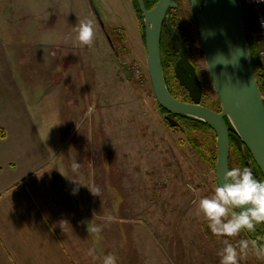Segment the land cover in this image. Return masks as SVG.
<instances>
[{"label":"rangeland","instance_id":"1","mask_svg":"<svg viewBox=\"0 0 264 264\" xmlns=\"http://www.w3.org/2000/svg\"><path fill=\"white\" fill-rule=\"evenodd\" d=\"M174 1L172 21L201 80V104L218 110L189 0ZM91 2L0 0V29L17 73L28 79L30 107L57 138L71 184H82L77 193L91 209L105 256H115L116 264H220L224 237L197 215L199 199L216 187L215 134L192 131L196 150L163 120L133 0ZM84 20L92 21L91 45L76 40ZM176 85L170 83L181 97L186 91ZM230 159L231 168L242 167L234 149ZM241 238H248L243 231L228 239ZM240 264H264V257L249 253Z\"/></svg>","mask_w":264,"mask_h":264},{"label":"crops","instance_id":"2","mask_svg":"<svg viewBox=\"0 0 264 264\" xmlns=\"http://www.w3.org/2000/svg\"><path fill=\"white\" fill-rule=\"evenodd\" d=\"M8 51L0 29V264H103L91 209L72 194L57 138Z\"/></svg>","mask_w":264,"mask_h":264},{"label":"water","instance_id":"3","mask_svg":"<svg viewBox=\"0 0 264 264\" xmlns=\"http://www.w3.org/2000/svg\"><path fill=\"white\" fill-rule=\"evenodd\" d=\"M136 2L141 14L147 72L154 97L165 110L163 120L170 127H179L175 116H187L211 128L216 137V185L218 179L220 183L224 182V174L229 169L230 129L236 133L264 177V93L256 78L258 69L254 66L249 45V39L253 38L251 25L243 1L201 0L200 8L198 0H189L205 64L219 103L218 110L201 104V80L189 59L185 41L170 21L169 10L177 7L175 1L157 0L150 9H146L143 0ZM91 7L110 41L103 21L93 5ZM163 27L177 55L173 62L174 77L187 92L189 101L176 98L166 86L160 53Z\"/></svg>","mask_w":264,"mask_h":264},{"label":"clouds","instance_id":"4","mask_svg":"<svg viewBox=\"0 0 264 264\" xmlns=\"http://www.w3.org/2000/svg\"><path fill=\"white\" fill-rule=\"evenodd\" d=\"M258 2L264 3V0ZM93 34L92 21H81L76 40L81 45H91ZM78 167V163L73 165L74 169ZM223 180L220 183L218 179L214 192L201 197L197 206V215H203L211 233L224 237V246L217 253L220 264H240V259L249 253L264 257V236L241 238L235 244L228 239L239 236L242 231L256 233L257 225L264 224V180L258 179L248 166L228 169ZM79 185L72 189V194L78 192ZM88 254L94 256V250L89 249ZM103 264H116V257L105 256Z\"/></svg>","mask_w":264,"mask_h":264},{"label":"trees","instance_id":"5","mask_svg":"<svg viewBox=\"0 0 264 264\" xmlns=\"http://www.w3.org/2000/svg\"><path fill=\"white\" fill-rule=\"evenodd\" d=\"M143 1H144L146 9H150L151 6L157 0H143ZM133 3L135 5L136 10L140 13V10L138 8L136 0H133ZM198 4H199V7L201 8V0H198ZM173 11H174V9H170V14H172ZM171 24H172L173 28L175 29V31H177L175 23L172 21V15H171ZM140 27H141V24H140ZM141 30H142V36H143V28L142 27H141ZM143 40H144V36H143ZM249 45H250L251 52L253 55L254 66L257 67L258 66V58H257L256 47H255V43H254L253 38L251 40L249 39ZM160 53H161V65H162V69L164 72V80H165V83H166V86H167L169 92L173 96H175L176 98H178L182 101H189V97H188L187 92H184V94L182 93V96L180 97L173 91V89L170 86V83L174 82L175 85L178 83L174 77V74H173V62L176 60L177 55H176V52L171 45V40H170L169 34L166 31L165 27H164V32L163 31L161 32ZM168 73H171L170 79L167 78ZM256 78L259 82L261 92L264 93V80H263L262 76L257 73ZM182 91H183V89H182ZM159 108H160V111L162 113H165V110L163 108H161L160 106H159ZM175 118L179 122V127H173V128H175V129L180 128V130H182L184 133H186L188 139H190V143L192 144V146L194 148H196V150H198L200 148V147H198L199 145L195 144V141H194V139H192V137L190 138L191 132L196 131V130H200V131L211 130V128L206 123H204L198 119H195V118H191V117H187V116H180V115L175 116ZM0 137H2V133H0ZM229 139H230V151H231V149H234L237 152L241 166L242 167L248 166V167L252 168L256 177L258 179L264 180V177L262 176L260 170L257 168L255 163L253 162L249 152L243 147L240 139L238 138L236 133L231 129L229 131ZM210 159H211L212 163L215 165L216 151L214 153L213 152L211 153ZM230 168H231V159L229 157V169ZM244 233H245L246 237H248V238L254 237L255 235L264 236V225L263 224L257 225L256 233H249L247 231H244Z\"/></svg>","mask_w":264,"mask_h":264},{"label":"built area","instance_id":"6","mask_svg":"<svg viewBox=\"0 0 264 264\" xmlns=\"http://www.w3.org/2000/svg\"><path fill=\"white\" fill-rule=\"evenodd\" d=\"M245 6L248 20L254 31V43L258 58V72L264 80V3H259L258 0H242ZM133 74L140 73L137 67L132 69ZM141 75V74H139Z\"/></svg>","mask_w":264,"mask_h":264},{"label":"flooded vegetation","instance_id":"7","mask_svg":"<svg viewBox=\"0 0 264 264\" xmlns=\"http://www.w3.org/2000/svg\"><path fill=\"white\" fill-rule=\"evenodd\" d=\"M169 16H170V21H171V14H170V10H169ZM162 31L164 32V27L162 28ZM178 33V32H177Z\"/></svg>","mask_w":264,"mask_h":264}]
</instances>
